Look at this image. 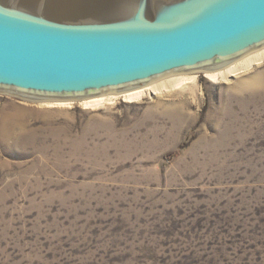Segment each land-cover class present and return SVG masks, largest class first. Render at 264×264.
<instances>
[{
    "label": "rangeland",
    "instance_id": "1",
    "mask_svg": "<svg viewBox=\"0 0 264 264\" xmlns=\"http://www.w3.org/2000/svg\"><path fill=\"white\" fill-rule=\"evenodd\" d=\"M205 72L97 108L0 92V264H264V61Z\"/></svg>",
    "mask_w": 264,
    "mask_h": 264
},
{
    "label": "water",
    "instance_id": "2",
    "mask_svg": "<svg viewBox=\"0 0 264 264\" xmlns=\"http://www.w3.org/2000/svg\"><path fill=\"white\" fill-rule=\"evenodd\" d=\"M264 47V0H0V92L85 100Z\"/></svg>",
    "mask_w": 264,
    "mask_h": 264
},
{
    "label": "bare ground",
    "instance_id": "3",
    "mask_svg": "<svg viewBox=\"0 0 264 264\" xmlns=\"http://www.w3.org/2000/svg\"><path fill=\"white\" fill-rule=\"evenodd\" d=\"M263 61L264 48H261L243 56L223 68L217 70H205V75L208 79L214 82L227 81L231 76L239 75L253 65L262 63ZM198 71L200 70L169 75L144 87L131 91L121 93L109 92L103 96L85 100L40 101V104L50 107H73L75 103H78L83 108H97L103 105L105 106L106 104L114 103L119 98L127 101H138L147 95L152 96L173 88L189 85L197 80Z\"/></svg>",
    "mask_w": 264,
    "mask_h": 264
}]
</instances>
